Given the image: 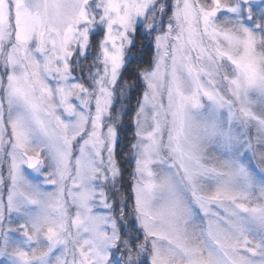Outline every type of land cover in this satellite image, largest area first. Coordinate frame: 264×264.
Segmentation results:
<instances>
[{
  "label": "snow or ice",
  "instance_id": "snow-or-ice-1",
  "mask_svg": "<svg viewBox=\"0 0 264 264\" xmlns=\"http://www.w3.org/2000/svg\"><path fill=\"white\" fill-rule=\"evenodd\" d=\"M0 264H264V0H0Z\"/></svg>",
  "mask_w": 264,
  "mask_h": 264
}]
</instances>
